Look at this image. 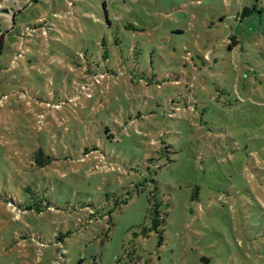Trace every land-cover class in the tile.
Wrapping results in <instances>:
<instances>
[{
  "label": "rangeland",
  "instance_id": "rangeland-1",
  "mask_svg": "<svg viewBox=\"0 0 264 264\" xmlns=\"http://www.w3.org/2000/svg\"><path fill=\"white\" fill-rule=\"evenodd\" d=\"M263 136L264 0H0V264L255 259Z\"/></svg>",
  "mask_w": 264,
  "mask_h": 264
},
{
  "label": "trees",
  "instance_id": "trees-1",
  "mask_svg": "<svg viewBox=\"0 0 264 264\" xmlns=\"http://www.w3.org/2000/svg\"><path fill=\"white\" fill-rule=\"evenodd\" d=\"M94 76H97V75L95 74ZM262 140H264V136H263ZM257 149H258L257 156H258L259 160H261V162H264V141L259 145V147ZM235 172H240V171L236 170ZM256 174L259 176L260 179H262V182H263L264 181V168L263 169H261V168L256 169ZM239 182L241 184H243L244 181L241 180ZM195 198H196V195H193L192 199L194 200ZM160 206H161V204L158 202H156V203L153 202L151 205L153 224H157V222H158V217L160 216ZM261 223H263V221H261ZM254 224H255V227H254L255 231L251 230L248 233H244V235L246 236L247 242L250 243V244H248L249 246L253 245V242L255 240L264 238V224H262V225H259L258 223H254ZM252 251H253V254L255 255L254 256L255 259H252L251 257H249L247 254H245L242 251L241 258H240V264H264V252H262L260 250L259 251L252 250ZM227 253H231L230 256L232 258L233 252L227 251ZM202 259H203V257H202ZM202 259H201V263L205 264L202 262ZM205 259L209 261L208 264H211L213 262L212 258L207 257ZM224 264H226V262H224ZM230 264H232V263H230Z\"/></svg>",
  "mask_w": 264,
  "mask_h": 264
},
{
  "label": "water",
  "instance_id": "water-1",
  "mask_svg": "<svg viewBox=\"0 0 264 264\" xmlns=\"http://www.w3.org/2000/svg\"><path fill=\"white\" fill-rule=\"evenodd\" d=\"M202 262L205 263V264H208L209 263V261L206 260L205 258L202 259Z\"/></svg>",
  "mask_w": 264,
  "mask_h": 264
}]
</instances>
